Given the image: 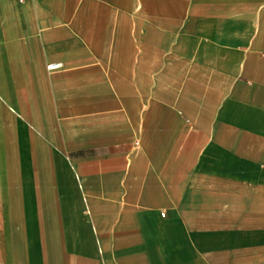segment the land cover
Here are the masks:
<instances>
[{
	"label": "crops",
	"instance_id": "obj_1",
	"mask_svg": "<svg viewBox=\"0 0 264 264\" xmlns=\"http://www.w3.org/2000/svg\"><path fill=\"white\" fill-rule=\"evenodd\" d=\"M0 264H264V0H0Z\"/></svg>",
	"mask_w": 264,
	"mask_h": 264
},
{
	"label": "built area",
	"instance_id": "obj_2",
	"mask_svg": "<svg viewBox=\"0 0 264 264\" xmlns=\"http://www.w3.org/2000/svg\"><path fill=\"white\" fill-rule=\"evenodd\" d=\"M62 64L61 63H53V64H50L48 67H47V69H48V71H50V72H54V71H58V70H60V69H62ZM136 145H138L137 143H136ZM164 215V214H163Z\"/></svg>",
	"mask_w": 264,
	"mask_h": 264
}]
</instances>
